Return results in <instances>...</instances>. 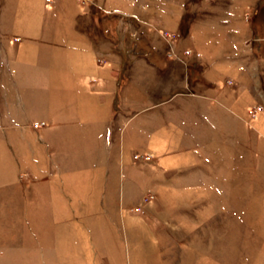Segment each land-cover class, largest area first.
Returning a JSON list of instances; mask_svg holds the SVG:
<instances>
[{
  "label": "rangeland",
  "instance_id": "374dc122",
  "mask_svg": "<svg viewBox=\"0 0 264 264\" xmlns=\"http://www.w3.org/2000/svg\"><path fill=\"white\" fill-rule=\"evenodd\" d=\"M0 40V113L74 123L90 263L264 264V0H0Z\"/></svg>",
  "mask_w": 264,
  "mask_h": 264
},
{
  "label": "crops",
  "instance_id": "0c3cea01",
  "mask_svg": "<svg viewBox=\"0 0 264 264\" xmlns=\"http://www.w3.org/2000/svg\"><path fill=\"white\" fill-rule=\"evenodd\" d=\"M19 38L20 42L13 46L22 44L24 48L25 42L33 41L29 35ZM5 49V42L0 40L1 54ZM9 66L12 67L11 64ZM33 71V92H38V95L44 74L41 70ZM6 73L7 79H14L10 69ZM19 92L16 91V94ZM36 98L40 101V97ZM21 106L27 119L22 124L20 119L15 118L16 114L5 116L0 113L3 130L10 127L8 130L14 132L15 124L19 123L22 126L28 124L30 130L27 131V140L21 142L23 149L19 148L17 142L13 144L12 134L11 137L7 133L3 136L4 133L0 132V253H7L6 256L10 254L9 257L17 264H119L117 260L106 262L103 255L98 263L89 262L88 239L82 237L86 235L88 238L90 231L83 218L74 213L73 205V200L88 198L85 199L83 195V182L77 180V174L82 169L75 164L72 134L66 135L62 127L63 124L74 123L66 117L56 118V113L51 112L47 103L35 108L31 101L28 109L32 118ZM5 119L8 122L5 123ZM33 124L46 127L35 129L32 128ZM8 151L15 155L11 163L16 161L17 166L13 164L14 167H11ZM3 190L6 193L1 192ZM97 252L101 254L98 241ZM136 253H133V261L130 260L129 264H145L147 260L138 262ZM4 263L0 261V264Z\"/></svg>",
  "mask_w": 264,
  "mask_h": 264
},
{
  "label": "built area",
  "instance_id": "2783aa9c",
  "mask_svg": "<svg viewBox=\"0 0 264 264\" xmlns=\"http://www.w3.org/2000/svg\"><path fill=\"white\" fill-rule=\"evenodd\" d=\"M34 127H37L36 125H34Z\"/></svg>",
  "mask_w": 264,
  "mask_h": 264
}]
</instances>
